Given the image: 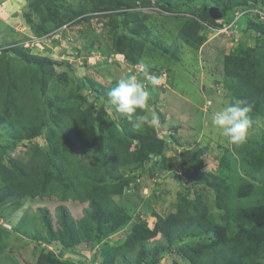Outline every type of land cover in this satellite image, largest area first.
<instances>
[{"label":"rangeland","instance_id":"374dc122","mask_svg":"<svg viewBox=\"0 0 264 264\" xmlns=\"http://www.w3.org/2000/svg\"><path fill=\"white\" fill-rule=\"evenodd\" d=\"M163 1L179 10L166 9ZM205 1L152 0L148 5L138 1L129 7L109 0H0V109L5 72L10 70L7 65L13 70L27 69L21 81L19 108L31 119L14 123V128L0 127V158L7 162L14 157L34 164L52 146L70 144V131L83 124L80 115L84 110L92 113L90 119L97 127L105 122L112 126V133L129 137L126 130L133 132L132 125L111 109L107 92L119 79L135 75L137 83L149 92V100L142 112L148 123L134 132L149 131L165 145L163 152L152 154L144 166L125 170L133 181L115 199L131 211L133 219L146 217L153 225V213L174 211L178 194L187 191L192 198L200 196L216 212L215 191L193 179L192 173L197 171L198 175L209 171L228 179L234 189L253 182L257 189L253 197L241 198L234 193L238 205L264 199V116L250 114L253 125L239 147L229 145L211 124L213 112L232 102L225 87V53L240 43L264 51V19L252 12L238 20L237 30L229 37L217 32L225 24L218 20L228 19L218 6L209 7L213 19L197 11ZM246 7L264 12V0L252 1ZM192 16L200 23V39L194 46L181 32ZM18 52L54 62L48 84L43 86L37 75L28 74L29 67ZM138 52L140 59L131 62L129 54ZM142 61L149 64L150 74L161 80L155 89L139 70ZM70 109L75 110L76 119ZM139 142L133 138L134 147ZM74 147L83 153L82 143ZM189 151L194 156L184 160L181 154ZM61 204L69 207L76 220L82 219L87 206L73 200L62 202L55 196L26 198L17 210L11 204L0 205V264H36L42 252H51L70 264H98L103 259L101 243L81 242L65 248L50 240L38 209L47 207L55 228H60L57 207ZM128 224L104 240L119 244L129 231ZM188 239L175 241L170 249L161 235L151 241V245L160 243L163 248L158 264H173L175 260L187 264L173 250ZM120 262L118 259V264H131ZM260 264H264V256Z\"/></svg>","mask_w":264,"mask_h":264},{"label":"trees","instance_id":"16d2710c","mask_svg":"<svg viewBox=\"0 0 264 264\" xmlns=\"http://www.w3.org/2000/svg\"><path fill=\"white\" fill-rule=\"evenodd\" d=\"M109 1L116 6L129 7L135 6L138 1L143 5L152 2ZM252 1L258 0H206L197 11L213 19L209 7L216 5L230 21L235 15H231V12H236L238 8L249 9L243 6ZM163 4L166 9L179 10L168 3ZM250 14L248 12L240 19ZM199 29V20L194 16L189 17L181 31L187 43L193 46L196 44L200 39ZM131 47L134 51L135 45L132 44ZM14 51L16 52L15 49ZM18 54L29 67L28 74L37 75L35 78H39L43 86L48 84L53 77L54 62L43 56L21 52ZM129 55L128 58L133 63L141 56L140 52ZM7 67L10 70L5 72L7 82L0 109V127L8 125L14 128V123L31 120L19 108L23 92L21 81L27 69L13 70L9 64ZM34 67L37 71L33 70ZM223 69L227 97L231 101L245 100L251 106L250 114L264 116V51L240 43L225 53ZM31 79L34 80L32 77ZM69 111L76 119L75 110ZM91 115L89 110L81 111L83 124L74 126L75 130L70 131L69 136L73 141L70 144L52 146L34 164H27L14 157L6 162L1 157L0 205L11 204V208L17 210L22 207L24 199L44 196H55L62 202L73 200L86 203L81 220L73 217L67 205H59L57 216L60 228H55L47 207L39 208L38 213L50 240L58 241L65 248L81 242L101 243L100 254L103 259L98 264H118V259L131 264H158L162 260V245L150 243L159 235L168 242L169 249L174 246L175 241L189 238L178 249L173 250L187 264H260V259L264 256V199L241 206L234 198V193L241 198L253 197L257 193L253 182L241 183L234 189L227 182L228 179L209 171L198 175L197 171L192 173L193 179L207 184L215 191L216 212H212L200 196L192 198L187 191L178 194L174 211L166 215L154 212L153 225H150L146 217L133 219L131 211L115 199V196L123 195L133 181L125 170L144 166L153 158L152 154L163 152L165 142L155 134L148 133L149 131L126 130V134H131L129 137L117 135L111 132L112 126L105 122L99 127L93 124ZM133 138L140 139L136 147L133 145ZM77 143H82L83 153L74 147ZM128 222L129 231L119 244L104 240ZM1 237L0 232V241ZM36 264L70 262L61 260L51 252H42ZM173 264L183 263L175 260Z\"/></svg>","mask_w":264,"mask_h":264},{"label":"clouds","instance_id":"9594fccd","mask_svg":"<svg viewBox=\"0 0 264 264\" xmlns=\"http://www.w3.org/2000/svg\"><path fill=\"white\" fill-rule=\"evenodd\" d=\"M149 67V64L142 61L139 70L147 83L155 89L161 80L155 74H150ZM148 100L149 92L142 84L137 83L135 75L119 79L116 86L107 92L108 105L122 118L127 119L134 131L148 123V117L141 114L146 109ZM250 112L251 106L245 100L235 99L213 112L211 124L221 137L226 138L229 145L239 147L246 142L248 131L253 125ZM151 123L155 124L156 120L153 119Z\"/></svg>","mask_w":264,"mask_h":264},{"label":"built area","instance_id":"2783aa9c","mask_svg":"<svg viewBox=\"0 0 264 264\" xmlns=\"http://www.w3.org/2000/svg\"><path fill=\"white\" fill-rule=\"evenodd\" d=\"M248 12L258 13L260 15V17L264 19V12L259 10V9L249 8V9H245V10H238L235 12V15L232 17V19L230 21H228L226 19L218 20L219 22H225V24H223V27H221L220 30H217V32L218 33L223 32V33H225V35L231 37L232 34L235 33V31L237 30L236 28H237L238 20L241 18V16H243L244 14H246Z\"/></svg>","mask_w":264,"mask_h":264},{"label":"crops","instance_id":"0c3cea01","mask_svg":"<svg viewBox=\"0 0 264 264\" xmlns=\"http://www.w3.org/2000/svg\"><path fill=\"white\" fill-rule=\"evenodd\" d=\"M183 154V155H182ZM181 154V157L184 159V160H190V158L189 157H191V156H194V154H191V152L189 151V152H187V153H182ZM171 156V155H170ZM172 159H174V158H172ZM169 161H171L170 160V158L168 157V162ZM147 185V184H146Z\"/></svg>","mask_w":264,"mask_h":264},{"label":"water","instance_id":"95a60500","mask_svg":"<svg viewBox=\"0 0 264 264\" xmlns=\"http://www.w3.org/2000/svg\"><path fill=\"white\" fill-rule=\"evenodd\" d=\"M218 12V11H217Z\"/></svg>","mask_w":264,"mask_h":264}]
</instances>
